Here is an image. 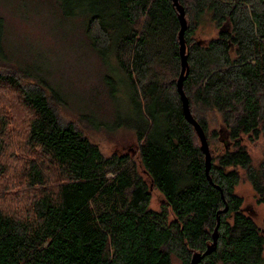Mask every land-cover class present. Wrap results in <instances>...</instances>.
<instances>
[{
	"label": "trees",
	"instance_id": "16d2710c",
	"mask_svg": "<svg viewBox=\"0 0 264 264\" xmlns=\"http://www.w3.org/2000/svg\"><path fill=\"white\" fill-rule=\"evenodd\" d=\"M84 1L79 16L91 48L112 52L134 92L137 151L104 157L73 124L60 123L39 87L0 74V87L17 91L30 114L18 144L32 158L18 176L31 188L25 207H0V264H191L217 224L215 247L198 264H264V154L254 166L242 143L264 130V0H178L187 23L182 87L206 136L210 181L177 91L173 1ZM205 19L218 29L200 40ZM212 114L220 123L209 132ZM0 123L3 155L14 145L2 139L1 115ZM241 175L263 207L261 225L235 193ZM151 189L164 200L158 211L149 208Z\"/></svg>",
	"mask_w": 264,
	"mask_h": 264
},
{
	"label": "rangeland",
	"instance_id": "374dc122",
	"mask_svg": "<svg viewBox=\"0 0 264 264\" xmlns=\"http://www.w3.org/2000/svg\"><path fill=\"white\" fill-rule=\"evenodd\" d=\"M86 7L84 0H0V74L14 77L26 90L39 87L60 123L73 124L104 157L134 155L138 147V115L131 101L134 92L116 67L112 52L101 55L91 48L79 16ZM217 29L214 22L205 19L196 37L208 39ZM0 115L6 124L2 139L14 145L0 155V207L17 212L23 210L31 194V188L18 178L23 162L32 159L18 144L24 141L22 133L30 114L17 91L0 87ZM209 119V132L217 130L218 114ZM242 143L252 165L257 166L264 154V130L254 141L243 137ZM235 193L243 199L244 212L261 225L263 207L243 175ZM163 204L160 193L151 189L149 208L158 211ZM172 263L180 264L175 258Z\"/></svg>",
	"mask_w": 264,
	"mask_h": 264
},
{
	"label": "water",
	"instance_id": "95a60500",
	"mask_svg": "<svg viewBox=\"0 0 264 264\" xmlns=\"http://www.w3.org/2000/svg\"><path fill=\"white\" fill-rule=\"evenodd\" d=\"M172 1H173V4L175 5L177 11H178V19H179V23H180V30L178 32V41H179V55H180L181 68H180V73H179V77L177 79V84H176L177 85V91H178L180 99H181L183 115H184L185 119L192 125L194 132H195V134L199 140V144H200L199 147H200L201 151L204 153L205 164H206L205 173H206L208 180L210 181V178L208 175V170H209V166H210V151H209L208 143L206 140V136H205V133H204L203 129L201 128V126L197 123V121L191 115L189 105H188V100H187V98L183 92V87H182L183 80H184L186 72H187L185 42H184V35H183L187 23H186V19L184 16L183 8L179 5L178 0H172ZM224 211H226V208L224 209ZM217 227H218V224L216 225V227L214 228V231H213L212 243L207 246V249L205 250V252L203 254H199V253L193 254L192 259H191V264H198L199 260L204 255L210 253L214 249L215 244H216V239H217V229H218Z\"/></svg>",
	"mask_w": 264,
	"mask_h": 264
}]
</instances>
